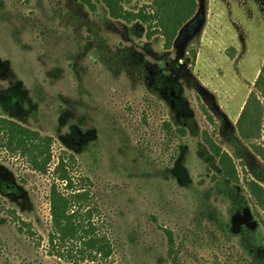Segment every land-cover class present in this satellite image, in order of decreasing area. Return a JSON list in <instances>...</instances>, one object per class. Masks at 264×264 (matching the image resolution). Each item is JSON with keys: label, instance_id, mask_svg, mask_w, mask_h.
<instances>
[{"label": "rangeland", "instance_id": "obj_1", "mask_svg": "<svg viewBox=\"0 0 264 264\" xmlns=\"http://www.w3.org/2000/svg\"><path fill=\"white\" fill-rule=\"evenodd\" d=\"M122 1L132 12L151 2ZM197 3L166 48L142 21L112 18L101 0H0V118L53 139L46 174L0 149V264H74L47 244L52 172L64 153L92 181L115 248L106 264H170L166 229L183 264L254 262L237 236L245 216L258 225L251 201L232 213L242 199L210 185L216 158L204 135L232 155L243 189L233 194L249 198L244 179L264 163L237 122L264 65V0ZM253 141L264 145V118ZM204 197L234 236L197 221Z\"/></svg>", "mask_w": 264, "mask_h": 264}, {"label": "trees", "instance_id": "obj_2", "mask_svg": "<svg viewBox=\"0 0 264 264\" xmlns=\"http://www.w3.org/2000/svg\"><path fill=\"white\" fill-rule=\"evenodd\" d=\"M101 1L112 18L129 22L140 20L145 23L151 36L160 35L164 38L166 48L172 46L179 30L198 8L197 0H151L138 12H132L124 7L122 0ZM255 88L256 91L250 93L243 107L237 125L242 139L252 144L253 151L264 163V145L253 141L261 137L263 129L264 65L255 81ZM178 131L180 135L186 134L185 128L179 127ZM204 136L208 149L216 158L212 164L214 169L210 185L228 192L230 198L242 199V205L233 204L232 213L243 208L250 209L248 205L251 201L255 214L253 223L258 225L251 229L249 219L245 216L237 236L240 237L246 253L254 257L252 264H264V168L244 179L249 198L245 194L243 197L234 195L236 188V191H243L234 158L217 145L209 134L205 133ZM52 141L49 135H42L12 119L0 118V149L19 155L38 173L49 172L53 159ZM77 167L76 157L64 153L59 156L53 169V181L49 191L51 230L48 233V253L74 264H106L114 255V244L107 233V221L101 207L95 200L96 193L91 189L92 181L89 177L77 175ZM207 198L201 199L197 207V221L204 219L209 222L212 231L219 232L223 239L234 236L228 225L221 223L214 213H209L203 202ZM2 204L0 197V206ZM6 209L14 223H20L21 230H26L32 236L36 235L30 221H25L16 210ZM165 233L170 264H183L173 231L166 229Z\"/></svg>", "mask_w": 264, "mask_h": 264}]
</instances>
